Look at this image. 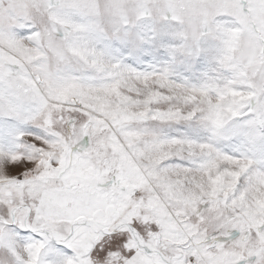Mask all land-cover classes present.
<instances>
[{"label": "snow or ice", "instance_id": "6c2138e0", "mask_svg": "<svg viewBox=\"0 0 264 264\" xmlns=\"http://www.w3.org/2000/svg\"><path fill=\"white\" fill-rule=\"evenodd\" d=\"M0 264H264V0H0Z\"/></svg>", "mask_w": 264, "mask_h": 264}]
</instances>
